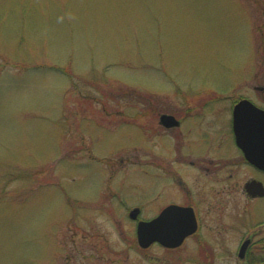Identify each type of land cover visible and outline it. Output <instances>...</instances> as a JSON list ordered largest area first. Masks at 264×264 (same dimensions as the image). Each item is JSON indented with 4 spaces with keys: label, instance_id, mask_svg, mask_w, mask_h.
Returning <instances> with one entry per match:
<instances>
[{
    "label": "rangeland",
    "instance_id": "1",
    "mask_svg": "<svg viewBox=\"0 0 264 264\" xmlns=\"http://www.w3.org/2000/svg\"><path fill=\"white\" fill-rule=\"evenodd\" d=\"M262 88L264 0H0V264H137L151 176L111 169L137 120L177 89Z\"/></svg>",
    "mask_w": 264,
    "mask_h": 264
},
{
    "label": "flooded vegetation",
    "instance_id": "2",
    "mask_svg": "<svg viewBox=\"0 0 264 264\" xmlns=\"http://www.w3.org/2000/svg\"><path fill=\"white\" fill-rule=\"evenodd\" d=\"M177 90L167 94L169 103L152 106L149 144H141L150 130L138 119L140 144L128 156L115 158L119 166H111L112 175L122 172L127 160L133 159L128 157L134 156L132 163L144 172L147 168L151 176L145 201L127 207L132 203L111 199L129 208L128 218L135 223V241L126 244L136 248L137 264H264V139L257 143L262 165H256L240 147L234 123L240 100L249 99L263 110L264 104L247 96L225 102L226 92ZM163 115L172 118L165 124ZM140 188L135 186L134 192ZM169 207L184 210L172 212L162 225L165 239L141 246L138 223L157 220ZM133 209H138L135 218ZM157 234L155 230L153 235Z\"/></svg>",
    "mask_w": 264,
    "mask_h": 264
},
{
    "label": "water",
    "instance_id": "3",
    "mask_svg": "<svg viewBox=\"0 0 264 264\" xmlns=\"http://www.w3.org/2000/svg\"><path fill=\"white\" fill-rule=\"evenodd\" d=\"M171 118V116L163 115L161 121L166 124ZM234 123L240 147L245 151L250 161L256 165H262L257 143L259 144L260 140L264 139V110L257 107L251 100L242 99L235 106ZM183 210L181 207H169L155 221H140L137 228L140 245L147 247L154 239L163 241L165 236L160 234L162 225L166 224V220L172 212L177 213ZM137 214L138 209H133L131 216L135 218ZM155 230L158 231L157 235H153Z\"/></svg>",
    "mask_w": 264,
    "mask_h": 264
}]
</instances>
